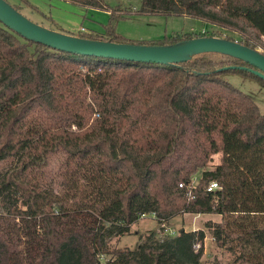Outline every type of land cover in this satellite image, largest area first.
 I'll return each mask as SVG.
<instances>
[{
  "label": "trees",
  "instance_id": "obj_1",
  "mask_svg": "<svg viewBox=\"0 0 264 264\" xmlns=\"http://www.w3.org/2000/svg\"><path fill=\"white\" fill-rule=\"evenodd\" d=\"M64 1L109 12L102 33L79 38L151 46L219 38L132 42L113 30L128 15L185 17L230 30L236 39L226 40L264 56V0H137L132 13ZM233 66L250 68L219 54L174 65L68 54L0 23V161H12L0 173V264H58L65 244L78 264H199L200 230L150 235L131 250L106 243L148 214L160 225L217 215L205 228L229 264H264V114L223 75L264 81L224 70ZM209 182L217 189L206 192Z\"/></svg>",
  "mask_w": 264,
  "mask_h": 264
},
{
  "label": "rangeland",
  "instance_id": "obj_2",
  "mask_svg": "<svg viewBox=\"0 0 264 264\" xmlns=\"http://www.w3.org/2000/svg\"><path fill=\"white\" fill-rule=\"evenodd\" d=\"M3 1L11 7H21L17 12L31 23L68 36L76 37L80 29H83L85 33L100 34L108 23L109 12L103 9H95L64 0H25L29 5L36 8L38 12L50 18L53 22V25H51L48 19H44L22 5L19 0ZM102 3L110 10L119 7L129 13L139 7L137 0H102ZM113 30L115 35L132 42H149L175 34L202 31L211 32L219 36V39L226 40L227 37L236 39V35L230 30L202 25L199 21L191 18L164 17L160 15H128L125 18L118 19ZM223 78L230 85L247 95L255 103L260 113L264 114L263 85L253 79L243 78L234 73H226ZM218 159L219 155H214L209 165L213 167L218 164ZM11 164L12 161L9 159L0 161V173L8 169ZM210 166H207V169H210ZM196 179L197 176L193 177L192 181L194 182ZM205 215L182 214L181 216L173 217L163 225H160L153 217L139 218L130 225L128 233L123 236L105 237V241L111 248H127L131 250L137 245L146 242L147 237L150 235L153 236L154 240L162 241L175 236L181 229L186 232L200 230L205 238L199 264H229L228 256L214 245L210 230L205 228L206 222L210 221L213 223V221H218V219L214 216ZM79 256L80 254L77 250L65 244L62 246L58 264H78Z\"/></svg>",
  "mask_w": 264,
  "mask_h": 264
},
{
  "label": "water",
  "instance_id": "obj_3",
  "mask_svg": "<svg viewBox=\"0 0 264 264\" xmlns=\"http://www.w3.org/2000/svg\"><path fill=\"white\" fill-rule=\"evenodd\" d=\"M0 23L29 42L59 52L85 57L174 65L188 62L200 54H219L250 66V68L226 67L224 70H244L264 81V56L255 50L225 39L201 37L168 46L134 45L83 39L31 23L3 0H0Z\"/></svg>",
  "mask_w": 264,
  "mask_h": 264
},
{
  "label": "built area",
  "instance_id": "obj_4",
  "mask_svg": "<svg viewBox=\"0 0 264 264\" xmlns=\"http://www.w3.org/2000/svg\"><path fill=\"white\" fill-rule=\"evenodd\" d=\"M79 32H84V30L80 29ZM178 187L180 188L181 185H179ZM216 189H217L216 183L215 182H209L208 185L206 186L205 191L206 192H211V191L216 190ZM145 217H153V215L152 214H148V215H141L140 216L141 219L145 218ZM160 227H162V226H160ZM196 248H198V246H196Z\"/></svg>",
  "mask_w": 264,
  "mask_h": 264
},
{
  "label": "crops",
  "instance_id": "obj_5",
  "mask_svg": "<svg viewBox=\"0 0 264 264\" xmlns=\"http://www.w3.org/2000/svg\"><path fill=\"white\" fill-rule=\"evenodd\" d=\"M205 216H214L215 218H217L218 219V221H219V219H220V217L219 216H217V215H205ZM218 221H213V223H217ZM185 231V230H184ZM186 232V231H185ZM205 238V237H204Z\"/></svg>",
  "mask_w": 264,
  "mask_h": 264
}]
</instances>
